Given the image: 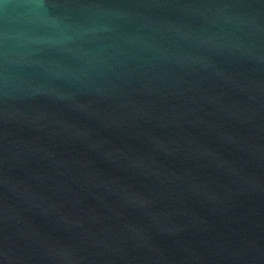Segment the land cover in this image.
Returning a JSON list of instances; mask_svg holds the SVG:
<instances>
[{
  "label": "water",
  "instance_id": "1",
  "mask_svg": "<svg viewBox=\"0 0 264 264\" xmlns=\"http://www.w3.org/2000/svg\"><path fill=\"white\" fill-rule=\"evenodd\" d=\"M0 264H264V0H0Z\"/></svg>",
  "mask_w": 264,
  "mask_h": 264
}]
</instances>
